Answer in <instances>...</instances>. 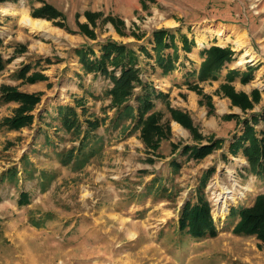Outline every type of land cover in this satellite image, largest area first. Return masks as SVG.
<instances>
[{"label": "rangeland", "instance_id": "obj_1", "mask_svg": "<svg viewBox=\"0 0 264 264\" xmlns=\"http://www.w3.org/2000/svg\"><path fill=\"white\" fill-rule=\"evenodd\" d=\"M44 4L55 7L64 18H34L32 11ZM85 13L95 15V28ZM25 15L41 21L40 26L35 30L26 26L22 21ZM110 17L124 23L121 30L126 36L117 32L108 21ZM81 24H89L96 39L87 37ZM161 29L174 32L179 54L177 69L167 78H161L154 66L151 43L153 32ZM131 31L141 38L130 35ZM183 36L193 43L189 50L183 49ZM106 40L133 45L141 55V67L147 70L143 78L167 96L153 100L171 130L158 155L146 150L134 121L114 122L115 111L105 93L111 86L109 80L94 79L80 71L81 47L92 46L99 54V44ZM214 45L230 48L232 61L217 80L199 82L196 72L202 54ZM142 47L153 57L147 59ZM0 56L6 62L0 72V87H16L41 97L32 125L18 130L2 125L18 105L0 103V175L15 165L19 170L16 183L7 179L0 183V264H264V245L255 237L233 233L236 212L264 193V182L247 175L249 165L243 153H229L234 137L243 129L242 119L257 116L256 128L263 130L264 0L3 2ZM242 56L246 61L240 63ZM26 65L31 67L26 76L41 73L45 81L22 79ZM251 66L253 79L249 83L243 84L240 76L232 83L237 92L261 93L260 102L243 112L224 96L221 85L229 71L246 73ZM187 82L198 83L203 93L189 88ZM79 98L85 110L78 108L80 115L82 110L85 114L81 118L95 115L99 119L96 135L87 146L100 148L96 153L93 150V158L80 168L76 160L64 166L56 158L58 151L78 146L79 140L55 129L59 121L54 119L59 116V106H74ZM129 103L134 107L139 104L134 97ZM168 106L190 117L203 136L202 144L210 138L221 139V148L200 162L182 156L183 147L198 139L173 120ZM229 114L239 118L225 119ZM173 162L180 164L177 172L172 169ZM209 170L205 194L217 235L193 239L178 230V222ZM228 190L229 197L226 194L218 200ZM22 194L26 199L21 200Z\"/></svg>", "mask_w": 264, "mask_h": 264}, {"label": "trees", "instance_id": "obj_2", "mask_svg": "<svg viewBox=\"0 0 264 264\" xmlns=\"http://www.w3.org/2000/svg\"><path fill=\"white\" fill-rule=\"evenodd\" d=\"M17 0H0L3 2H16ZM87 15L91 26L96 27V17L89 13ZM34 18H44L47 20L56 21L64 18V15L55 7L44 4L32 11ZM108 21L113 23L117 32L126 36L123 30L124 23L115 21L109 18ZM57 24L62 25L61 22ZM89 25V24H87ZM86 24H81L80 27L87 37L94 40L96 34ZM130 35L140 39L139 34L130 32ZM174 32L167 29L156 30L152 34V49L155 51V65L160 70L161 78L169 77L177 68L179 62L178 46L176 44ZM183 49H190L191 43L186 37H182ZM193 44V43H192ZM99 54L96 53L92 46H83L78 51L80 71L85 75H90L94 79L103 77L111 83L110 88L106 90V98L110 99L109 107L115 111L113 117L114 122L121 123L129 118L135 124L136 129H140V139L147 151H153L158 155L163 140L168 139L171 135L169 123L163 122L164 115L162 111L155 110L156 104L154 99H164L166 94L156 91L154 85L143 78V74L147 73L145 68L141 67L140 58L132 48L131 44H122L114 40H106L99 44ZM173 49V52H170ZM146 58L153 57L146 47L140 48ZM233 52L230 48H222L219 46H211L202 54L203 62L196 72L199 82L217 80L219 74L225 65L232 61ZM6 66L5 60L0 56V72ZM29 66H24V72L20 77L29 83L45 81V77L41 73H32L26 76L30 71ZM246 73H241L238 70H231L225 77L226 83L221 85V90L224 96L228 97L233 106L240 108L243 112L253 109L255 103L261 100V93L258 90H253L250 94L245 92H237L232 83L237 76L241 77L243 84L249 83L252 77L253 66ZM29 69V70H28ZM20 72V71H19ZM118 72V73H117ZM189 88L198 90L199 94L203 92L199 90L198 83L187 82ZM140 91L137 93V91ZM204 96V95H203ZM135 98L139 103L137 107L132 106L129 102ZM40 94H28L19 91L16 87L1 86L0 87V103H16L18 107L14 111V115L2 120V125L5 123L11 129H21L29 127L34 121L33 111L40 104ZM74 106L65 105L59 106L57 113L58 117L54 118L59 121V125L55 129L70 133L72 137H77L79 140L78 146H73L70 149H62L55 156L64 165H70L74 160L80 164L77 167H82L88 160L93 158L96 150L100 148L89 149L88 144L92 136H95V130L98 127L99 119L95 115L90 118L82 119L84 114L83 100L79 98ZM83 109L82 113H78V108ZM173 120L189 129L193 137L198 139L194 145H186L182 149V156L191 158L197 162L205 159L207 156L214 153L218 148H221L223 140L211 139L209 143L202 144L203 136L198 134L190 117L178 109L168 106ZM227 120L239 118L235 114L224 116ZM105 118H101L104 120ZM260 120L263 123V130L260 132L256 128L259 124V118L253 116L251 119L244 118L241 120L243 129L239 136H235L233 142L229 146L230 154L243 153L248 162L246 168L247 175L253 176L264 182V109L261 112ZM47 128H51V123H42ZM119 125V124H117ZM2 127V126H1ZM58 131V130H57ZM99 141H96L98 143ZM93 150L95 153L93 154ZM83 153V154H82ZM101 153V152H100ZM99 153V154H100ZM84 155L82 160H79ZM161 157V156H158ZM173 171L177 172L180 166L179 163L173 162ZM18 168L10 167L6 172L0 175V183L6 179L10 182H15L14 178L18 176ZM211 170L205 173L201 178L197 187L194 201H189L182 209V213L178 222V230L187 232L193 239H202L205 237H215L217 230L212 215V206L205 194V187L208 178L211 175ZM24 174V172H23ZM48 176L45 178L47 179ZM157 178L152 180V185L156 183ZM161 181V179H160ZM165 188V185L162 186ZM151 189L147 187L145 191ZM26 195L22 194L21 200L26 199ZM234 208L231 210L233 214ZM237 221L233 228V233L237 236L255 237L262 245H264V193H259L253 203L249 206H242L237 212Z\"/></svg>", "mask_w": 264, "mask_h": 264}, {"label": "bare ground", "instance_id": "obj_3", "mask_svg": "<svg viewBox=\"0 0 264 264\" xmlns=\"http://www.w3.org/2000/svg\"><path fill=\"white\" fill-rule=\"evenodd\" d=\"M22 21H23V23L26 25V26H28V27H30L32 30H35L36 29V26H38L37 24H39V26H40V23H41V21H37V20H33L31 17H29V16H24V18L22 19ZM44 23V22H43ZM43 25V24H42ZM40 29V28H39ZM244 55V54H243ZM246 57V56H245ZM245 57L244 56H242L241 58H240V63H243V62H245L246 61V59H245ZM251 58V57H250ZM247 61H249V60H247ZM175 124V126L176 127H178L179 125L178 124H176V123H174ZM179 128V127H178ZM224 189H226V188H224ZM231 191H226L225 192V195L222 197V196H219V198H218V200L219 199H223L225 196H226V194H227V196L226 197H229V195L231 194L230 193ZM224 207H225V210L227 209V207H228V205L227 204H225L224 205Z\"/></svg>", "mask_w": 264, "mask_h": 264}]
</instances>
